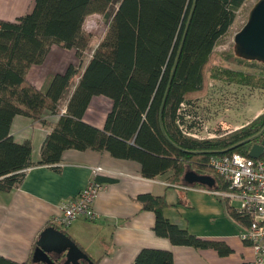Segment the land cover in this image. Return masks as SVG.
<instances>
[{
	"label": "trees",
	"instance_id": "obj_1",
	"mask_svg": "<svg viewBox=\"0 0 264 264\" xmlns=\"http://www.w3.org/2000/svg\"><path fill=\"white\" fill-rule=\"evenodd\" d=\"M117 1L108 30L85 69L71 64L50 80L45 90L29 82L30 68L44 62L53 45L76 50L79 60L88 42L83 25L92 13L106 14ZM247 0H34L33 9L15 22L0 20V192L19 185L32 163L30 141L17 143L11 135L15 116L47 125V113L59 111L70 95L75 77L79 82L66 111L49 133L37 165H56L64 151L108 152L117 159L137 161L142 175L155 178L171 172L172 182H185L188 173L211 177L216 191L228 184L210 165L214 156L240 153L264 141V113L239 130L205 139L192 136L200 125L188 123L186 105L206 97L211 78L264 90V76L213 65L220 40L227 35ZM234 63L263 65L224 55ZM95 96L113 105L103 129L84 115ZM189 119V118H188ZM260 160L264 161V152ZM201 187L205 185L195 184ZM145 209L156 214L154 232L174 245L212 247L221 254L230 250L198 239L164 216V197H138ZM242 223L248 220L231 210ZM0 264L17 263L0 255ZM133 264H174L170 251L146 248Z\"/></svg>",
	"mask_w": 264,
	"mask_h": 264
},
{
	"label": "crops",
	"instance_id": "obj_2",
	"mask_svg": "<svg viewBox=\"0 0 264 264\" xmlns=\"http://www.w3.org/2000/svg\"><path fill=\"white\" fill-rule=\"evenodd\" d=\"M33 7L34 0H0V20L15 22ZM74 54V50L53 45L44 62L30 68L29 82L45 90L52 77L65 73L74 64ZM78 82L79 78L72 82L70 95L62 100L59 111L46 114L47 125L22 115L13 119L11 135L17 143L31 142L34 166L26 169L19 185L0 192V255L17 263L30 259L33 264H44L34 262V253L42 234L54 229L56 233L66 234L95 264H133L138 253L146 248L170 251L174 264L252 261L255 252L241 238L242 221L234 219L231 213L238 206L216 194L215 182L211 187L172 182L171 172L146 178L137 161L117 159L108 152L94 150L68 149L58 164L37 165L43 143L66 111ZM112 105L107 97H93L84 121L103 129ZM97 167L106 171L97 177L106 185L95 202L100 219L77 220L67 228H60L53 221L61 215L60 207L85 188ZM142 195L164 197L168 202L164 210L167 220L198 239L226 246L230 252L221 254L212 247L174 245L170 239L156 235V214L144 208L138 199ZM44 239L51 254L66 244V240L52 231Z\"/></svg>",
	"mask_w": 264,
	"mask_h": 264
},
{
	"label": "rangeland",
	"instance_id": "obj_3",
	"mask_svg": "<svg viewBox=\"0 0 264 264\" xmlns=\"http://www.w3.org/2000/svg\"><path fill=\"white\" fill-rule=\"evenodd\" d=\"M259 0H247L243 7L238 11L236 19L229 32L223 37L215 48L212 58L213 65H221L249 73L264 76L263 65H251L248 63H234L225 60L224 55L234 53L235 35L247 23L250 11ZM119 4L117 1L112 3L106 14L92 13L87 16L83 25V34L88 42L87 47L82 51V58L79 60L74 50V65L78 66L82 72L99 43L105 37L108 30V23ZM53 47V46H52ZM79 76L75 77L78 79ZM210 88L209 94L191 105H186L185 109L188 123L192 120L198 121L200 125L195 126L192 133L197 134L198 138L218 137L239 130L249 124L264 113V90L254 89L237 84H227L207 76ZM72 87V86H71ZM189 118V119H188ZM239 206L238 201H234Z\"/></svg>",
	"mask_w": 264,
	"mask_h": 264
},
{
	"label": "built area",
	"instance_id": "obj_4",
	"mask_svg": "<svg viewBox=\"0 0 264 264\" xmlns=\"http://www.w3.org/2000/svg\"><path fill=\"white\" fill-rule=\"evenodd\" d=\"M191 135L198 138L195 133ZM210 165L229 188L227 192L218 191L216 194L228 199L230 204L238 201L240 205L235 212L248 220L239 225L242 240L249 243L255 252L254 259L247 264H264V161L233 153L212 157ZM102 174H106L103 167L95 168L85 188L60 207L61 215L53 220L57 226L67 228L77 220L96 222L100 219L95 202L106 189V185L97 179Z\"/></svg>",
	"mask_w": 264,
	"mask_h": 264
},
{
	"label": "water",
	"instance_id": "obj_5",
	"mask_svg": "<svg viewBox=\"0 0 264 264\" xmlns=\"http://www.w3.org/2000/svg\"><path fill=\"white\" fill-rule=\"evenodd\" d=\"M235 54L237 57L244 58L250 61H258L264 64V0H259L250 11L249 18L244 27L235 35ZM264 152V141L262 144L254 145L249 157L260 159ZM185 181L189 184H201L208 187L213 186L214 180L208 176H199L195 173H188L185 176ZM54 232L66 240L65 246L57 251L59 256L53 257L45 246V235L48 232ZM63 259H67L73 264H95L79 247L68 238L63 232H57L54 229L46 230L37 243V248L34 253V262H44V264H61ZM77 260H82L80 263Z\"/></svg>",
	"mask_w": 264,
	"mask_h": 264
},
{
	"label": "flooded vegetation",
	"instance_id": "obj_6",
	"mask_svg": "<svg viewBox=\"0 0 264 264\" xmlns=\"http://www.w3.org/2000/svg\"><path fill=\"white\" fill-rule=\"evenodd\" d=\"M53 257H55V258H57L58 256H59V254L58 253H56V254H51ZM65 260H67V259H65ZM80 261H82V260H80ZM80 261L79 260H77V262L78 263H80ZM84 264H87L86 262H83ZM61 264H73V262H70V261H64V259H63V261H62V263Z\"/></svg>",
	"mask_w": 264,
	"mask_h": 264
}]
</instances>
